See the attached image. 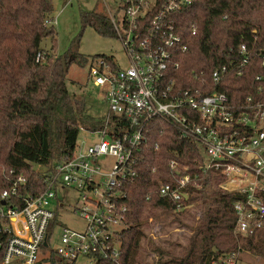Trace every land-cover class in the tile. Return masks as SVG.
<instances>
[{
    "label": "built area",
    "instance_id": "1",
    "mask_svg": "<svg viewBox=\"0 0 264 264\" xmlns=\"http://www.w3.org/2000/svg\"><path fill=\"white\" fill-rule=\"evenodd\" d=\"M189 2L117 0L113 12L106 8L105 17L121 45L126 64L118 66L111 57L99 56L88 67V79L101 91L106 107L101 125L83 131L84 136L80 141L76 139L70 158L48 172L38 170L43 172L38 193L20 192L27 182L25 176L16 168L0 167V264H36L41 259L43 264H49V254L42 250L54 218L50 205L59 202L58 189L74 191L73 212L84 220V226L78 231L60 227L54 264H93L96 256L119 264L115 233L123 226L126 212L121 203L125 197L121 187L135 176L148 126L155 121L160 125L158 133L164 126L172 129L179 139L193 145L199 158V170L193 175L184 167L178 169L174 159H168L167 167L175 174L157 185L158 197L171 200L175 212L190 207L183 203L187 199L184 190L188 185L201 188L204 176L211 170L222 177L218 188L237 195L232 203L233 233L249 238L264 229L261 87L257 86L239 104H230L222 91H209L206 81L195 75V86L174 87L170 72L177 63L173 56L184 51L185 45L172 14ZM189 32L195 33L193 24ZM237 50L244 52V45L239 44ZM259 55L260 65L264 66V55ZM39 58L37 54L36 59ZM227 72L226 65L214 67L210 78L216 83ZM157 148L154 143L153 150ZM103 156L113 158L108 167ZM39 251L43 257L38 258ZM237 253L218 257L211 264H236Z\"/></svg>",
    "mask_w": 264,
    "mask_h": 264
},
{
    "label": "trees",
    "instance_id": "2",
    "mask_svg": "<svg viewBox=\"0 0 264 264\" xmlns=\"http://www.w3.org/2000/svg\"><path fill=\"white\" fill-rule=\"evenodd\" d=\"M51 12V0H0V167L16 168L25 176L22 193L35 194L42 188L43 172L34 165L48 172L70 158L79 130L99 128L103 115L89 114L85 96L68 91L65 75L75 56L51 51L55 31L46 23ZM172 17L185 45L184 51L173 56L177 66L170 76L175 88L195 86V75L206 81L209 91L224 92L230 104H239L257 86L264 101V66L259 55L264 52V0H190ZM80 18L99 35L113 37L105 15L83 12ZM190 24L195 26L194 34L189 32ZM46 37L52 42L49 51L40 47ZM239 44L245 47L242 53L237 50ZM220 65H226L228 72L214 83L210 72ZM148 127L136 174L121 187L126 212L123 226L115 233L119 264H211L241 249L264 255V229L249 238L233 233L232 203L237 195L218 188L222 180L218 173L210 170L201 188L188 185L184 190L183 203L190 204L192 211L175 212L171 200L156 195L157 185L175 174L167 167L168 159L193 175L199 170V158L193 145L172 129L164 126L158 133L156 121ZM148 218L158 222L160 229L170 224L184 229L185 242L169 238L155 242L146 233ZM47 260L49 264L56 261L51 255ZM93 264L110 263L96 256Z\"/></svg>",
    "mask_w": 264,
    "mask_h": 264
},
{
    "label": "rangeland",
    "instance_id": "3",
    "mask_svg": "<svg viewBox=\"0 0 264 264\" xmlns=\"http://www.w3.org/2000/svg\"><path fill=\"white\" fill-rule=\"evenodd\" d=\"M117 0H51L52 12L47 17L54 27V47L51 49V40L43 38L40 47L44 50L53 51L57 55L72 54L75 59L70 62L65 75L67 89L76 95L85 96L86 110L89 114L98 116L106 110L101 100V91L94 87L88 79V67L92 65L100 55L111 57L118 66H124L126 60L119 41L112 36H101L90 26L83 25L80 15L83 12H93L106 16V8L114 11ZM84 132L79 130L77 140L80 141ZM102 161L106 167L111 165L113 158L103 156ZM35 170H44L43 167L34 165ZM56 204H51L50 209L54 212V221L51 225L50 235L46 246L43 247L44 254H49L56 259L54 251L59 244L58 236L60 227L65 226L72 230H81L84 220L73 212L76 206V194L71 189H58ZM61 204V205H60ZM191 207V206H190ZM188 207L189 209H191ZM193 209H191L192 211ZM156 212H158L156 210ZM198 214L195 215L197 218ZM149 228L146 230L155 242L169 238L183 244L187 231L173 224L160 229V224L150 218L147 219ZM46 256V255H45ZM43 257L41 251L38 258ZM150 255L148 261H153ZM46 263V262H45ZM36 264H43V259ZM236 264H264V255L254 253L248 249H241L236 255Z\"/></svg>",
    "mask_w": 264,
    "mask_h": 264
},
{
    "label": "water",
    "instance_id": "4",
    "mask_svg": "<svg viewBox=\"0 0 264 264\" xmlns=\"http://www.w3.org/2000/svg\"><path fill=\"white\" fill-rule=\"evenodd\" d=\"M263 55H264V52H261ZM2 203H3V201H2ZM45 244V242H43V245Z\"/></svg>",
    "mask_w": 264,
    "mask_h": 264
},
{
    "label": "crops",
    "instance_id": "5",
    "mask_svg": "<svg viewBox=\"0 0 264 264\" xmlns=\"http://www.w3.org/2000/svg\"><path fill=\"white\" fill-rule=\"evenodd\" d=\"M42 260V259H41Z\"/></svg>",
    "mask_w": 264,
    "mask_h": 264
}]
</instances>
